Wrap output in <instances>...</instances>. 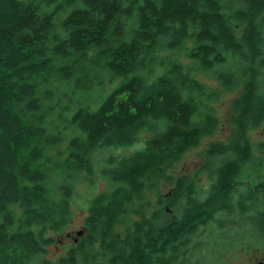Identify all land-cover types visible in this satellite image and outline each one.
<instances>
[{"label":"trees","instance_id":"trees-1","mask_svg":"<svg viewBox=\"0 0 264 264\" xmlns=\"http://www.w3.org/2000/svg\"><path fill=\"white\" fill-rule=\"evenodd\" d=\"M240 85L234 133L206 150L210 184L174 181L167 171L219 125L213 103ZM263 123L264 0H0V264H217L264 248V176L247 173ZM67 132V155L53 158ZM80 173L109 188L53 259ZM161 180L174 188L147 216Z\"/></svg>","mask_w":264,"mask_h":264},{"label":"rangeland","instance_id":"rangeland-1","mask_svg":"<svg viewBox=\"0 0 264 264\" xmlns=\"http://www.w3.org/2000/svg\"><path fill=\"white\" fill-rule=\"evenodd\" d=\"M190 45V43H187ZM172 52H163L162 56L170 55ZM181 60L186 65H191L192 61L187 59L185 54H179ZM162 67H155L152 74L149 71L143 73L144 76L155 77L157 74L162 73ZM197 77L201 79L206 84L212 87H219L217 81L206 73H198ZM121 79H118L112 83L107 84L106 92L102 94L105 96L106 93L110 92L112 89L118 86ZM242 92V85L237 87L232 91L223 92L220 99L213 103L215 108V114L219 118V125L216 130L209 136L204 137L198 146L189 149L174 165L173 168L167 171V174L171 176L174 181L182 176H188L191 180V183L195 184V187L198 190L201 188H206L210 184V178L208 174L202 170L203 163L206 160V150L210 142L212 141H221L228 143L232 134L234 133V125L231 124V116L233 114L232 102L238 97ZM101 96V97H102ZM76 134L79 131H75ZM71 132H67L64 138V141L61 145L53 147L50 149V154L53 155V158L57 156L58 152L60 153V158H64L67 155V145L72 137ZM251 139L255 144H258L264 140V123L258 127L250 130ZM143 143H137L133 146L128 147H119L115 149L114 152L120 154H128L134 150L141 149ZM247 173L251 170L257 169L259 173L264 176V153L258 152L255 157V161L249 166ZM50 179L51 176L49 175ZM246 177V176H244ZM76 184L74 198L72 201V216L70 217L68 224L64 230L56 235L57 243L56 245L50 248L49 257L55 259L58 256L64 254L66 249L74 245V242H77L80 238L79 232H83L84 219L87 215L88 208L92 198L99 192L108 189V183L104 179L95 176L94 184H87V176L85 173H80L76 175ZM86 181V182H82ZM174 182L170 183L167 180H161L158 184V189L149 193V201L151 202V208H145V214L151 216L153 210L156 207V203L160 194H166L171 192L174 188ZM11 207L17 214H20V208L18 204H13ZM140 216L133 214L131 215L132 219H137ZM127 222L120 226L121 229L125 228ZM220 255H216L215 260L217 264H264V248L261 242H257L250 250L245 249L243 246H240L232 251L220 252ZM210 260L213 261V258L210 256Z\"/></svg>","mask_w":264,"mask_h":264},{"label":"water","instance_id":"water-1","mask_svg":"<svg viewBox=\"0 0 264 264\" xmlns=\"http://www.w3.org/2000/svg\"><path fill=\"white\" fill-rule=\"evenodd\" d=\"M79 234L81 235V234H83V232L80 231ZM259 264H263V263H259Z\"/></svg>","mask_w":264,"mask_h":264}]
</instances>
